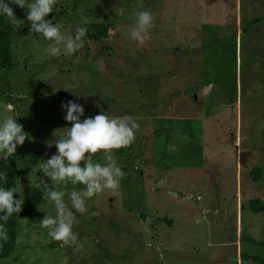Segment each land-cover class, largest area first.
<instances>
[{
	"label": "rangeland",
	"instance_id": "rangeland-1",
	"mask_svg": "<svg viewBox=\"0 0 264 264\" xmlns=\"http://www.w3.org/2000/svg\"><path fill=\"white\" fill-rule=\"evenodd\" d=\"M5 2L16 65L0 71V120L28 133L12 156L16 199L39 213L19 218L0 264H264V213L249 208L264 202V0H58L45 19L64 35L81 17L110 26L72 56H49L52 42L30 32L26 8ZM142 10L154 19L141 45L125 33ZM68 101L83 106L81 120L104 112L139 124L134 142L113 151L125 173L118 187L76 214L79 247L40 227L56 212L44 183L66 202L84 188L53 186L39 170L56 153L53 132L71 126ZM92 161L104 165L103 152Z\"/></svg>",
	"mask_w": 264,
	"mask_h": 264
},
{
	"label": "clouds",
	"instance_id": "clouds-1",
	"mask_svg": "<svg viewBox=\"0 0 264 264\" xmlns=\"http://www.w3.org/2000/svg\"><path fill=\"white\" fill-rule=\"evenodd\" d=\"M11 3L26 8L30 32L52 42L45 49L49 56H72L83 48L87 27L77 26L74 35H64L59 25L45 19L56 8L58 0H32L30 3L28 0H11ZM0 14L13 23L16 19L13 9L5 0H0ZM134 17L135 22L125 35L142 45L148 38L154 17L146 10L137 11ZM92 22L88 17H81L83 25ZM62 108L66 109L64 118L71 126L65 127L59 138L53 132L55 140L48 141L47 147L55 146L56 153L44 160L39 170L50 178L53 186L71 182L73 185L82 184L84 188L68 193L69 201L66 202L64 191L54 190V187L44 183L46 190L43 192V200L54 204L56 212L55 216L46 213L40 220V227L47 229V235L62 247H79L78 234L73 232L76 214L83 215L87 211L86 199L105 190L114 191L118 187L119 179L125 173L117 165L113 151L134 142L139 124L131 117H109L104 112L81 120L84 108L74 101L62 103ZM26 138L28 133L15 118L8 116L0 120V158L8 160L12 157L17 146H22ZM98 152L104 154V165L92 161ZM81 162H84L83 167ZM0 180L7 183L8 173L0 172ZM14 193H17L15 187H0V241L4 243L8 241L6 225L9 219L22 211L23 198L16 199Z\"/></svg>",
	"mask_w": 264,
	"mask_h": 264
},
{
	"label": "trees",
	"instance_id": "trees-1",
	"mask_svg": "<svg viewBox=\"0 0 264 264\" xmlns=\"http://www.w3.org/2000/svg\"><path fill=\"white\" fill-rule=\"evenodd\" d=\"M87 27L88 31L86 34L87 39L91 40H102L108 37L109 24L93 21L88 25H83ZM11 29L9 23L5 20L4 16L0 14V71H9L15 67V62L13 61L10 47V37ZM33 164H36V156L32 159ZM16 159L14 157H9L8 160L0 158V172L8 173L7 183L0 180V187L6 189L15 187L16 188ZM30 168L26 169V172H30ZM16 198V193H14ZM249 208L254 213L262 212L264 213V202L259 199H254L249 202ZM39 212L33 208H27L26 210L20 211L18 214H13L9 219L6 229L8 233V241L4 243L0 241V260L9 256L16 248V237L18 233V223L19 218L26 214L28 216H34ZM2 223V221H0ZM260 263H264V258L256 259Z\"/></svg>",
	"mask_w": 264,
	"mask_h": 264
}]
</instances>
